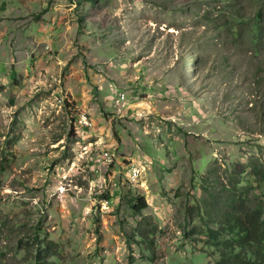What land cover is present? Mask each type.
Returning <instances> with one entry per match:
<instances>
[{
  "label": "rangeland",
  "instance_id": "rangeland-1",
  "mask_svg": "<svg viewBox=\"0 0 264 264\" xmlns=\"http://www.w3.org/2000/svg\"><path fill=\"white\" fill-rule=\"evenodd\" d=\"M259 165L264 0H0V264H216Z\"/></svg>",
  "mask_w": 264,
  "mask_h": 264
},
{
  "label": "trees",
  "instance_id": "trees-1",
  "mask_svg": "<svg viewBox=\"0 0 264 264\" xmlns=\"http://www.w3.org/2000/svg\"><path fill=\"white\" fill-rule=\"evenodd\" d=\"M254 174L264 180V166H255ZM231 186L233 189L225 193L213 192L206 209L211 218L205 225L206 232L218 254L216 264H264V204L247 203L242 191L232 182ZM146 207L145 199L139 198L133 209L140 213ZM42 260L39 264H46L44 257H40Z\"/></svg>",
  "mask_w": 264,
  "mask_h": 264
},
{
  "label": "built area",
  "instance_id": "built-area-1",
  "mask_svg": "<svg viewBox=\"0 0 264 264\" xmlns=\"http://www.w3.org/2000/svg\"><path fill=\"white\" fill-rule=\"evenodd\" d=\"M123 97V95H122ZM121 99V98H120ZM57 100L60 103V99L57 98ZM76 128L78 130L82 129V132H85L86 135L84 137H86L87 139H90V137L87 135V132L91 131V129L93 128V122L90 118V116L88 115L87 112H80L76 119L74 120ZM93 143L89 142V146L92 145ZM97 146V148L95 149V151L98 153V158H97V163L99 164H104L106 161H110L112 158V155L110 154L109 148H107V146H105V143L102 141H95V144ZM86 155L90 154V147H85L84 150Z\"/></svg>",
  "mask_w": 264,
  "mask_h": 264
}]
</instances>
